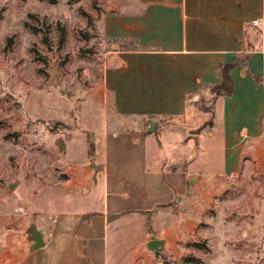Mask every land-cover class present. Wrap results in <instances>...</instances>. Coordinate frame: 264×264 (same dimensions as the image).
<instances>
[{
	"label": "crops",
	"instance_id": "0c3cea01",
	"mask_svg": "<svg viewBox=\"0 0 264 264\" xmlns=\"http://www.w3.org/2000/svg\"><path fill=\"white\" fill-rule=\"evenodd\" d=\"M106 8L102 33L116 45L105 53L100 101L55 139L63 176L49 173V193L25 203L49 222L38 230L44 245L8 233L0 264H139L153 238L163 239L158 252L169 253L183 236L186 194L211 189L206 175L225 170L241 147L235 142L264 134V0H111ZM201 95L211 103L206 135L216 128L222 138L220 171L188 170L193 151H203L193 131L207 120L191 129L178 121ZM149 120L159 132L177 122L184 150L162 156L158 142L151 148Z\"/></svg>",
	"mask_w": 264,
	"mask_h": 264
},
{
	"label": "rangeland",
	"instance_id": "374dc122",
	"mask_svg": "<svg viewBox=\"0 0 264 264\" xmlns=\"http://www.w3.org/2000/svg\"><path fill=\"white\" fill-rule=\"evenodd\" d=\"M110 1L0 0V178L17 179L11 191L0 182V247L8 233L18 239L30 237L32 228H49L25 203L34 192L49 193V173L63 176L56 153L62 141L55 139L66 138L82 112L100 101L105 53L116 45L101 29ZM209 99L201 95L187 106L177 120L184 129L211 119ZM220 110L218 101L215 115ZM174 125L149 133L151 148L158 142L162 156L184 150V132ZM207 129L198 133L203 151H193L189 171L223 167L219 130L210 137ZM235 143L241 147L225 170L206 175L211 189L202 186L183 198L190 227L183 218V236L171 252L155 254L143 243L150 257L139 264H264V134ZM185 159L177 163L182 167Z\"/></svg>",
	"mask_w": 264,
	"mask_h": 264
},
{
	"label": "water",
	"instance_id": "95a60500",
	"mask_svg": "<svg viewBox=\"0 0 264 264\" xmlns=\"http://www.w3.org/2000/svg\"><path fill=\"white\" fill-rule=\"evenodd\" d=\"M154 127H155V122L153 120H149L148 127L146 128V133L153 131ZM191 180H194V178L192 177ZM0 182L5 185V188L7 191H11L17 183V179L14 178L10 180L8 178H0ZM30 233H31V238L34 241V244H33L34 248L44 245V241L42 240V235L40 231H38L35 228H32L30 230ZM146 246L148 249L156 253L163 248V239H159V238L150 239L147 242Z\"/></svg>",
	"mask_w": 264,
	"mask_h": 264
},
{
	"label": "trees",
	"instance_id": "16d2710c",
	"mask_svg": "<svg viewBox=\"0 0 264 264\" xmlns=\"http://www.w3.org/2000/svg\"><path fill=\"white\" fill-rule=\"evenodd\" d=\"M50 1L51 3L54 2V0H48ZM241 59L240 58H237L234 62H238L240 61ZM221 70H222V73H223V80L226 81V85L229 86L230 83H231V78L229 76V69H227V67H225V65H222L221 66ZM218 87V86H217ZM57 123H62V122H58V120H56ZM208 123H210V121H207L205 123H203L201 126H199L198 128H196L193 132L195 133H198L203 127H205ZM66 127L63 128V131L65 130ZM66 137L68 136V133H65ZM93 153V142L91 140H88V154L91 155ZM263 178H264V174H263ZM148 223V221H147ZM188 259H192V258H188Z\"/></svg>",
	"mask_w": 264,
	"mask_h": 264
},
{
	"label": "built area",
	"instance_id": "2783aa9c",
	"mask_svg": "<svg viewBox=\"0 0 264 264\" xmlns=\"http://www.w3.org/2000/svg\"><path fill=\"white\" fill-rule=\"evenodd\" d=\"M252 23H253L254 25H257V24L259 23V20H257V19L252 20Z\"/></svg>",
	"mask_w": 264,
	"mask_h": 264
}]
</instances>
